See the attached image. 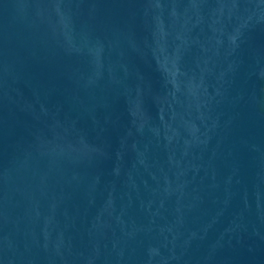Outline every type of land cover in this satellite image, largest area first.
Returning a JSON list of instances; mask_svg holds the SVG:
<instances>
[{"label":"water","instance_id":"95a60500","mask_svg":"<svg viewBox=\"0 0 264 264\" xmlns=\"http://www.w3.org/2000/svg\"><path fill=\"white\" fill-rule=\"evenodd\" d=\"M0 264H264V0H0Z\"/></svg>","mask_w":264,"mask_h":264}]
</instances>
